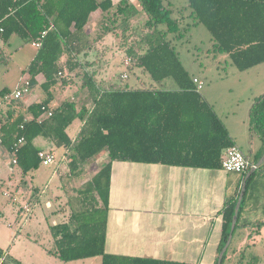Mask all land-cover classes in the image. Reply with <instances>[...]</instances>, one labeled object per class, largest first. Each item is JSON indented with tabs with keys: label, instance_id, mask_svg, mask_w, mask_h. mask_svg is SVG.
Here are the masks:
<instances>
[{
	"label": "trees",
	"instance_id": "trees-1",
	"mask_svg": "<svg viewBox=\"0 0 264 264\" xmlns=\"http://www.w3.org/2000/svg\"><path fill=\"white\" fill-rule=\"evenodd\" d=\"M187 1L194 23H203L209 29L215 52L227 53L242 71L264 63V0ZM139 2L140 9L130 0H0L3 27L0 62L3 44L13 35L31 42L53 25L26 71L31 88L39 84L37 76L43 75L40 86L46 95L44 99L22 107L21 98H5L12 92L9 88L0 90V105L3 102L11 105L5 120L0 122L2 146L16 156V164L25 174L42 164L39 152L44 149L37 145L38 138L72 152L66 161L68 177L80 176L82 166L103 150L110 156V161L94 174L85 188L68 197L63 205L69 210L67 218L50 226L54 241L48 252L66 262L99 256L102 264H196L106 250L113 162L222 168L224 150L234 144L221 118L196 90L193 76L167 37L168 32L179 33L177 36L183 33L180 19L172 16V9L164 0ZM98 9L104 12V22L93 37L86 25L91 13ZM141 14L145 16L143 25L134 26L131 20ZM160 25L166 28L161 29ZM145 28L149 30L140 34ZM109 32L122 42L130 58L127 66L130 72L140 67L155 82L172 78L177 89L158 88L152 81L147 86H128L109 81L107 77L100 78L93 70L86 71L96 60L85 61L81 55L97 48ZM63 56L66 58L61 62ZM76 77L83 79L82 88H87L91 105L78 106L75 100L67 98L53 106L52 89L58 83L70 84ZM43 105L52 109L53 114L40 121ZM13 106H20L22 111L13 113ZM28 113L32 114L30 119L25 118ZM250 116L251 135L263 141L261 151L253 160L257 163L264 153V92L254 98ZM77 119L82 125L72 137L67 130ZM22 137L24 142L18 146ZM263 167L264 163L258 169ZM257 170L247 180L234 234L241 226L253 225L258 232L264 225V220L241 223ZM241 174L243 179L246 172ZM240 190L239 185L235 194L226 199L221 212L218 255L228 239ZM227 252L222 264L228 257ZM3 255L0 248V259ZM218 255L212 264H217ZM8 260L24 264L12 257L4 258L2 263Z\"/></svg>",
	"mask_w": 264,
	"mask_h": 264
},
{
	"label": "rangeland",
	"instance_id": "rangeland-1",
	"mask_svg": "<svg viewBox=\"0 0 264 264\" xmlns=\"http://www.w3.org/2000/svg\"><path fill=\"white\" fill-rule=\"evenodd\" d=\"M164 1L170 5L172 16L180 19L179 24L183 31L178 36L179 33L168 32L167 37L175 45L184 67L192 76L198 77L203 82V87L200 90L202 97L214 105L223 119L229 123L232 131L240 134L241 140L238 143L243 152L248 153L251 147L250 135L245 132V125L242 124L246 120L249 126L251 122L250 106L253 103L254 95L260 93L261 86L264 84V64L244 71L239 70L227 53L213 50V40L209 29L203 23H194V19L190 16L191 8L187 0ZM136 6L140 9L139 1ZM141 15L143 16V14ZM143 23L144 19L140 22L141 26ZM160 28L165 29L166 25H160ZM148 30L145 28L140 34ZM115 40H117L115 35L110 32L104 40L111 47L107 45V48L103 50L106 54L102 53V56L105 57L98 59L102 62L101 75L107 77L109 81L128 86H147L152 81L158 88L177 89V84L172 78L155 82L142 72L140 67H136L130 72L124 63L128 57L122 42L118 40L116 43ZM36 53L37 48L33 46L32 42H27L25 38L18 35H13L7 43L3 44L1 55L3 60L0 62V90L9 88L13 91L22 84V79L27 75L26 71ZM123 73H127L128 77L123 78ZM73 83H77L80 87L83 79L74 78ZM66 85L68 84L61 83L59 86L61 89L64 88V94L74 93L76 86L66 87ZM55 95L54 100L58 103L60 98L57 93ZM45 96L41 86L37 85L29 100H40ZM83 102L91 105L92 99L89 96ZM10 107V102H3L0 105V112H4L1 120L6 118L4 115L7 114ZM230 120L234 121V125L230 123ZM81 122L80 119L75 120L68 127V132L74 134L81 126ZM58 152L60 154V151ZM13 158V154L4 148L0 149V187L9 189L17 196L23 195L24 197L20 198L19 203L14 204L12 198L5 197L0 193V212L3 213L0 214V248L10 256L22 260L25 264H102V259L99 256L66 262L48 252L53 247L54 241L50 226L60 216L53 217V211L57 206L62 207L63 211L62 202L67 195L66 190L75 193L79 186V183L74 181L77 176H67L66 173L69 169L67 162L58 160L50 165L41 164L37 169L25 174L17 164H10ZM98 158L96 159L97 164L94 165L96 169L110 160L108 151H101ZM58 169L59 173L57 174ZM262 176L264 177V167L257 170L256 179L250 188V191L256 190L259 195L264 192V181L257 182V179ZM38 194L39 202L34 205ZM26 202L34 205L33 211L31 215L27 212L20 215L19 210ZM57 221L60 219L58 218ZM248 232L249 228H237L228 247V257L224 264H252L253 260L264 261V243L259 239V236L257 237L259 233L254 234L259 239L255 241L254 236L251 238L248 236ZM243 239L246 243L242 248H239Z\"/></svg>",
	"mask_w": 264,
	"mask_h": 264
},
{
	"label": "crops",
	"instance_id": "crops-1",
	"mask_svg": "<svg viewBox=\"0 0 264 264\" xmlns=\"http://www.w3.org/2000/svg\"><path fill=\"white\" fill-rule=\"evenodd\" d=\"M118 1L120 0H114V2ZM130 1L136 6L139 0ZM143 19H145V16L139 15L132 19L131 22L134 26H137ZM103 22L104 12L98 9L91 13L86 25V30L94 37L100 30ZM94 32H96V34L92 35ZM106 37L107 35L98 43L97 48L89 51L86 55H81L82 60H96L94 66L86 67V71L93 70L100 78H104V76L101 75L103 70L101 65L102 62L98 59L104 56H102V53L106 54L103 50L107 48V45L111 47L110 44L104 42ZM115 38L117 39L115 40L117 43L119 39L116 35ZM116 48H118V46H116ZM98 49L102 51L100 50V52ZM65 58L66 57L63 56L61 62H63ZM263 64L264 63H261L255 67H259ZM24 77H29V74L27 73ZM194 77L196 76H193V78ZM37 79L39 82L37 85H40L44 77L40 74L37 76ZM72 85L76 86V89L74 93L69 95L64 94L63 91L65 90L59 87L60 83L52 89L54 96H56L55 93H57L60 98L58 103L53 100V106L60 104L67 98L75 100L78 106L88 105L83 102L90 96L87 88H82V86L79 87L77 83H70L66 85V87ZM34 88L31 89L29 94L25 95L26 98L24 97L22 99V107L41 101L42 98L40 100H29ZM261 88V91H259L260 93L254 95L253 101L257 95L264 92V84ZM206 101L212 106L227 127L233 143L240 147L238 143V141L241 140L240 134L236 131H232L229 123L223 119L214 105L210 103L209 100ZM11 109L15 114L22 111L20 106H13ZM3 113L4 112H0V122L5 120V117L1 120ZM31 117L32 114L28 113L25 118L30 119ZM233 122L234 121L230 120L231 124H233ZM242 125H245V132H248L250 135L251 144L249 152L245 154L253 161L256 155L261 151L263 141L257 135H251L250 124L248 126L246 120L243 121ZM80 127L74 134L68 132L69 135L74 137ZM36 143L46 151L53 150L57 158L56 161L60 160L66 162L69 160L72 153L64 147H55L51 142L43 138H38ZM1 148L7 151L4 146H1L0 149ZM58 151H60V154H58ZM95 157L85 163L82 166V174L74 178V181L79 183L78 189L85 188L94 174L110 161H107L104 165L101 164L100 167L96 169L94 165L97 164L96 159L99 158L98 155ZM10 164L15 163H13L12 160ZM56 172L58 174L59 169ZM242 177L243 174L241 173L229 172L223 168H200L162 163L115 160L113 162L111 175L110 212L107 225L106 250L110 253L128 256L153 257L193 262L196 264L214 263L218 255V247L222 233L221 212L225 206L226 199L235 194L239 185L241 189L244 180ZM259 181H264V177H259L257 182L259 183ZM66 192L67 195L62 205L66 204L68 197L74 193L67 190ZM11 194L18 199L17 201L12 199L14 204L19 203L20 198L23 196H17L14 193ZM38 202L39 194L34 205ZM25 204H27V202L24 203V205ZM34 205H30L31 212L28 213L29 215H31ZM23 206H21L22 209ZM64 209L65 212L62 211V207L57 206L52 216L57 217V215H60L58 218L62 221L67 218L69 213L67 207H64L63 210ZM23 213H25L24 210H22L21 213L19 211L20 215ZM0 214L2 215L3 213L0 212ZM57 220L54 221L53 224L60 222ZM257 220H264V192L259 195L256 190L252 189L244 204L241 223L247 224ZM263 226L258 232L255 231L253 225L241 227L249 228L248 236L250 238L253 237L255 233H259L257 237L259 236V239L264 243ZM257 237H253L255 241ZM245 243L246 241L243 239L239 248H242ZM10 257L12 256L4 252L3 258L0 259L1 264H3L2 261L4 258ZM6 264L15 263L9 261ZM252 264H264V261L261 262L260 260V262H256L253 260Z\"/></svg>",
	"mask_w": 264,
	"mask_h": 264
},
{
	"label": "built area",
	"instance_id": "built-area-1",
	"mask_svg": "<svg viewBox=\"0 0 264 264\" xmlns=\"http://www.w3.org/2000/svg\"><path fill=\"white\" fill-rule=\"evenodd\" d=\"M52 27H53V25L51 27H49L48 29L43 30L39 36H37L35 39H33L31 41L33 46H35L36 48H40L42 46L43 39H44L45 35L49 31V29ZM2 31H3V27L0 24V32H2ZM124 63L126 66H128L130 64V58H127ZM122 77L127 78L128 74L123 73ZM193 81L196 84V90L200 92V90L203 87V82L197 77H194ZM31 89L32 88H31V82H30L29 77H24L22 79V84L20 86H18L16 89H14L10 94L6 95L5 98L6 99L23 98L25 95L30 93ZM42 110L44 113L40 117V119H39L40 121L43 119V117L51 116L53 114L52 109H49L46 105L42 106ZM23 142H24V137L19 139L18 146L21 145ZM1 146H2V144L0 142V147ZM13 156H14L13 163L16 164L17 163L16 156L14 154H13ZM39 156L42 159V164H44V165H50V164L54 163L57 159L54 153L46 151V150H41L39 152ZM254 164L255 163L243 152L241 147H239L236 144H233L224 150L223 157H222V168L225 169L226 171L238 172V173H245L246 172L247 173L251 169V167L254 166ZM0 193L3 196L12 198L15 201L18 200L16 197L12 196V194L10 193L9 190L3 189L2 187H0ZM23 210L27 213H30L31 212L30 205L28 203L25 204L23 206Z\"/></svg>",
	"mask_w": 264,
	"mask_h": 264
},
{
	"label": "water",
	"instance_id": "water-1",
	"mask_svg": "<svg viewBox=\"0 0 264 264\" xmlns=\"http://www.w3.org/2000/svg\"><path fill=\"white\" fill-rule=\"evenodd\" d=\"M263 163H264V153L261 156V158L258 160V162L255 163L254 166H252L251 169L245 174V177H244V180H243V185L241 187L240 194L238 196L237 203H236V206H235V212H234L233 219H232L231 230H230L228 239H227L224 247L221 249V251H220V253L218 255L217 264H222L224 254L228 250V247H229V245H230V243L232 241V238H233V235H234V230H235V227H236V224H237V220H238V214H239L240 207H241V204H242V201H243V197H244L245 191H246L247 180Z\"/></svg>",
	"mask_w": 264,
	"mask_h": 264
}]
</instances>
